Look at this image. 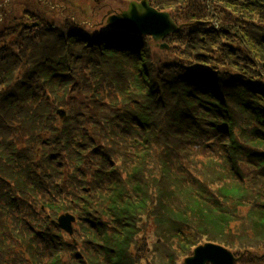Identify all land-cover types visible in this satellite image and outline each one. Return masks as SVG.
<instances>
[{
  "label": "trees",
  "instance_id": "16d2710c",
  "mask_svg": "<svg viewBox=\"0 0 264 264\" xmlns=\"http://www.w3.org/2000/svg\"><path fill=\"white\" fill-rule=\"evenodd\" d=\"M60 2L0 0V264H264V0H151L167 48Z\"/></svg>",
  "mask_w": 264,
  "mask_h": 264
},
{
  "label": "water",
  "instance_id": "95a60500",
  "mask_svg": "<svg viewBox=\"0 0 264 264\" xmlns=\"http://www.w3.org/2000/svg\"><path fill=\"white\" fill-rule=\"evenodd\" d=\"M108 24L113 28L121 27L130 32L150 34L155 40H161L182 28L175 23L169 13L153 8L149 0L132 2L127 10L110 16ZM61 220L67 222V228L71 230L68 218L63 217ZM237 262L238 259L230 251L205 245L198 247L194 255L186 259L185 264H237Z\"/></svg>",
  "mask_w": 264,
  "mask_h": 264
},
{
  "label": "rangeland",
  "instance_id": "374dc122",
  "mask_svg": "<svg viewBox=\"0 0 264 264\" xmlns=\"http://www.w3.org/2000/svg\"><path fill=\"white\" fill-rule=\"evenodd\" d=\"M60 1L61 2H63V1L71 2L70 3V4H72V6H70L72 8L71 10H75L77 13H80V15L82 13L83 16L87 15V17L85 18V24L84 23H82V24L84 26H87L88 28H94V27L101 26L102 23L105 21V19L107 20L106 17H107V15H109V12L117 13V12H121V11L127 9L129 3L132 0H59V2ZM63 4H65V3H63ZM70 4H68V5H70ZM65 8H66L65 6L59 5V11H57L55 13V16L58 18L63 17L65 11L63 12L61 9H65ZM85 11H88V12H85ZM94 11H95V13H94ZM89 17H91V18H89ZM68 18H71V17H68V16L65 17V19H68ZM53 19H55V18H53ZM65 19L64 20L56 19L58 21L55 23H57V24H62L64 22L68 23ZM105 62H107V60ZM107 65H110V64H108V62H107ZM104 66L100 68L101 72H104V70H106V68H104ZM98 76H100L103 80H105L104 75H98ZM91 77H90V79H91ZM109 78L110 77H108L107 79H109ZM241 214H244V213L241 212ZM248 230H249V232L253 233V231L251 229H248ZM211 246L221 247L227 251L230 250L229 248H227L221 244H214V245L212 244ZM230 251L232 254H234V256L237 259H240L243 257L242 253L237 255V254H235L234 251H232V250H230ZM191 256H193V253L191 255H189L187 257V259Z\"/></svg>",
  "mask_w": 264,
  "mask_h": 264
},
{
  "label": "bare ground",
  "instance_id": "6f19581e",
  "mask_svg": "<svg viewBox=\"0 0 264 264\" xmlns=\"http://www.w3.org/2000/svg\"><path fill=\"white\" fill-rule=\"evenodd\" d=\"M116 15V14H115ZM214 245L215 243H208V244H206V245ZM200 246H205V244H202V245H200ZM183 263H184V261H183ZM207 264H209V263H207Z\"/></svg>",
  "mask_w": 264,
  "mask_h": 264
}]
</instances>
